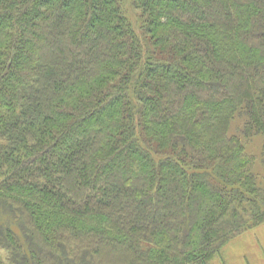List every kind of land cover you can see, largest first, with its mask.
<instances>
[{"label":"trees","instance_id":"1","mask_svg":"<svg viewBox=\"0 0 264 264\" xmlns=\"http://www.w3.org/2000/svg\"><path fill=\"white\" fill-rule=\"evenodd\" d=\"M123 1L0 0V264H211L264 223V0Z\"/></svg>","mask_w":264,"mask_h":264},{"label":"rangeland","instance_id":"2","mask_svg":"<svg viewBox=\"0 0 264 264\" xmlns=\"http://www.w3.org/2000/svg\"><path fill=\"white\" fill-rule=\"evenodd\" d=\"M123 5L134 27L138 29L140 11L133 0H124ZM259 143L260 140L256 138L255 143L248 146L253 149ZM211 264H264V223L233 238Z\"/></svg>","mask_w":264,"mask_h":264}]
</instances>
